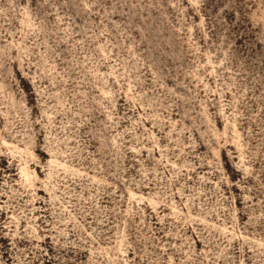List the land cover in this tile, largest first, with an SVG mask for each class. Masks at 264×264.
<instances>
[{"label":"rangeland","instance_id":"obj_1","mask_svg":"<svg viewBox=\"0 0 264 264\" xmlns=\"http://www.w3.org/2000/svg\"><path fill=\"white\" fill-rule=\"evenodd\" d=\"M0 264H264V0H0Z\"/></svg>","mask_w":264,"mask_h":264}]
</instances>
